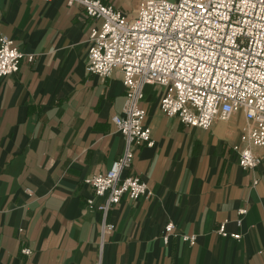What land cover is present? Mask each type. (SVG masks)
I'll return each instance as SVG.
<instances>
[{
  "label": "crops",
  "instance_id": "obj_1",
  "mask_svg": "<svg viewBox=\"0 0 264 264\" xmlns=\"http://www.w3.org/2000/svg\"><path fill=\"white\" fill-rule=\"evenodd\" d=\"M102 2L129 17L139 4ZM97 23L66 0H0V36L34 55L0 79V264L97 260L101 214L89 207L94 194L84 180L122 154L111 118L122 115L125 101L119 71L107 78L86 72L87 40ZM162 92L144 88V123L154 145L136 147L123 173L145 182L152 195L124 196L109 211L114 229L102 264H264V147L255 150L259 166L242 170L233 149L248 123L242 112L204 131L164 116ZM168 223L175 229L164 245ZM222 223L240 240L220 236ZM182 235H195L194 245ZM24 247L30 256L21 254Z\"/></svg>",
  "mask_w": 264,
  "mask_h": 264
},
{
  "label": "built area",
  "instance_id": "obj_2",
  "mask_svg": "<svg viewBox=\"0 0 264 264\" xmlns=\"http://www.w3.org/2000/svg\"><path fill=\"white\" fill-rule=\"evenodd\" d=\"M48 2L50 0H44ZM67 6H81L89 18L97 20L87 40L86 72L107 78L115 70L125 89L122 115L111 118L123 138L122 154L110 168L84 180L93 190L87 203L101 214L98 226V257L102 264L106 237L114 226L108 213L122 197L149 198L152 193L138 177L125 176L135 148L154 145L151 129L144 123L142 107L145 86L163 89L159 109L168 118L185 126L207 131L215 121L226 122L242 112L248 123L233 146L242 170H253L261 162L255 150L264 147V0H139L133 17L104 4L102 0H66ZM31 62L13 41L0 36V79L18 72L20 60ZM257 182L254 181V184ZM241 225L246 208L237 210ZM175 226L168 223L161 233L169 243ZM229 234L225 223L217 228ZM195 235L181 240L194 245ZM30 256L32 250L21 249Z\"/></svg>",
  "mask_w": 264,
  "mask_h": 264
}]
</instances>
